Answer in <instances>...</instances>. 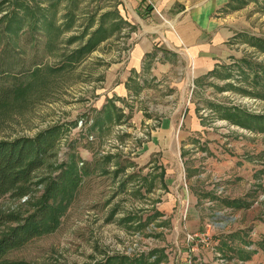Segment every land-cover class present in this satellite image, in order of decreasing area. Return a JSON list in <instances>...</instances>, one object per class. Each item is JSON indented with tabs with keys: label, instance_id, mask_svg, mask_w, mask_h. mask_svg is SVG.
<instances>
[{
	"label": "rangeland",
	"instance_id": "obj_1",
	"mask_svg": "<svg viewBox=\"0 0 264 264\" xmlns=\"http://www.w3.org/2000/svg\"><path fill=\"white\" fill-rule=\"evenodd\" d=\"M25 1L43 7L56 2ZM203 1L208 0H177L174 8ZM211 1L216 27L226 33L221 48L227 56L201 73L181 52L179 57L168 56L160 41L143 57L141 72L132 74L126 96L113 94L117 79L111 78L127 70L132 36L146 37L153 30L161 35L173 26L174 17L165 11L150 8L154 14L146 23H120L117 31H113L115 10L126 18L139 10L126 7L127 0H61L47 13L59 31L44 27L34 32L27 19L13 34L5 28L6 19L0 20V68L24 80L22 72L29 74L35 63L42 66L34 78L28 76L19 97L0 107V140L33 137L54 125L66 127L57 158L33 175L36 196L63 162L75 159L90 171L57 230L9 253L7 262L105 264L111 256L126 254L135 262L143 257L145 263L159 260L157 264H264V188L246 201L244 195L234 200L247 203L241 208L229 207L220 197L226 180L243 182L245 174L251 181L255 166H264V80L255 79V72L264 75V0ZM20 3L0 0V19L21 10ZM141 4L147 13L150 0ZM106 14L107 39L70 62ZM15 78L0 77V84H11ZM109 104L118 113L98 128L94 121ZM119 112L121 121L116 119ZM172 114L178 117L171 123L175 131L167 132L166 149L157 151L156 132L165 128L162 118ZM246 115L258 119L248 121ZM176 131L190 133L178 137ZM110 154L116 155L108 159ZM221 162L233 166L225 171ZM222 165L223 174H218ZM261 178L256 184L264 187ZM213 183L221 184L217 195L202 192ZM182 188L190 197L193 189L199 190V208L205 214L201 231L186 226L188 196L184 201L174 197ZM25 200L12 193L1 195L0 210L32 211ZM167 202L174 212L166 211ZM155 211L160 216L150 221ZM208 225L213 229L202 235ZM191 233L199 235L190 239ZM153 251L157 257L150 258Z\"/></svg>",
	"mask_w": 264,
	"mask_h": 264
},
{
	"label": "trees",
	"instance_id": "obj_2",
	"mask_svg": "<svg viewBox=\"0 0 264 264\" xmlns=\"http://www.w3.org/2000/svg\"><path fill=\"white\" fill-rule=\"evenodd\" d=\"M60 1L56 0L48 7H43L37 3L34 5L28 1L21 0L19 4L20 12L14 11L11 14L8 12L0 20L6 19L5 28L13 34H18L23 29L27 19H30L29 27L34 32L41 31L44 27L50 32L59 31L55 20L49 17L47 13L50 6H54ZM114 13L116 17L113 23V31H117L121 29L122 25L120 23H125V21L118 10H115ZM105 16L107 14L103 15L100 26L90 35L89 40L76 51L77 53L72 58L69 57L70 62L79 61L81 56L83 57L93 52L102 41L107 39L108 30L104 27L106 24ZM88 29L89 27L87 31ZM8 39L10 40V38ZM257 45L262 46V41L258 40ZM41 71L42 66L39 63H35L29 74L24 71L21 75H26L27 78L31 75L34 78ZM255 73L257 82L264 80V75L258 72ZM6 75L17 76V78L14 80L16 83L0 84V107L19 97L22 93L21 87L28 82L27 78L22 80V78H19L18 75L11 71L0 68V77H5ZM117 110L113 104L106 106L101 117L94 121L95 125H98V128H102L105 124V119L111 122L114 113H118ZM246 117L249 118L247 119L248 121L258 119L254 115H246ZM116 119L121 121L122 113ZM65 128L62 125H54L33 137L0 140V196L12 193L17 197L26 198V204L33 207L32 211H27L26 213H4L0 210V230L3 228L7 229L0 232V262L2 264H17L15 262H7L6 258L9 253L23 247L35 238L57 230L61 217L75 197V192L82 185L84 177L90 172L87 168L80 166V162L75 159L71 162H63L57 169L58 173L54 174L45 183L42 194L38 196L34 194L32 190L33 175L47 162L57 158ZM114 155L116 154L109 156L108 159L110 157L114 158ZM225 202L229 207L233 208H241L247 204L239 200L226 199ZM158 216L160 214L155 211L150 215V221ZM154 254L155 251L152 252L150 258ZM154 256L157 257L156 255ZM145 261L143 257L136 258L135 262V259L131 258V256L117 254L109 257L105 264H138V262L139 264H157L159 260L147 263Z\"/></svg>",
	"mask_w": 264,
	"mask_h": 264
},
{
	"label": "crops",
	"instance_id": "obj_3",
	"mask_svg": "<svg viewBox=\"0 0 264 264\" xmlns=\"http://www.w3.org/2000/svg\"><path fill=\"white\" fill-rule=\"evenodd\" d=\"M127 1L130 4L128 5L127 2H125L126 7L139 8L136 16L132 18L131 15L129 16V18H126V15L122 16L123 19L125 18L124 19L125 23H131V26L138 23L139 25H142L141 22L146 23L145 19H150V17H152V15L154 14V11L150 12V8H152L151 10L158 8L165 11L167 16L174 17L175 21L173 26L170 29L169 28L165 29V31L162 32L161 35H159L157 32H155V30H153V31H147L148 32L147 34L150 35L146 37H141V38L140 37L136 38L135 36H132L131 38L129 37L130 40L134 41L133 47L130 50V55H129L130 60L128 63L127 70L124 72L123 76L122 74L120 75L114 74L112 76L111 81H116L117 79V81L113 86V94L116 93L119 96L120 95L126 96L128 94L129 88H127V83L129 84L130 80L132 79L133 77L132 74L133 73L139 74L141 72V70L143 69L141 65L143 57L153 52L155 47L160 46V41L162 42L164 41V45L166 49L169 51L168 56L179 57L178 55L181 52L183 57L186 58V60L189 61L193 59L195 63V67L201 73H204L205 71H209L211 68H213V65L218 59L227 56L226 50L225 49L222 50L221 48L222 42L225 40L226 33L225 32L222 33V31H218L217 29L218 27H216L215 18L212 17L213 2L211 0H208L209 2L203 1L199 4L192 6L187 5L185 7V5H182L178 9L174 8V5L177 2V0H150L151 6L149 5L150 7L148 8L149 11L148 10L146 11L147 13H144L143 12L144 10L141 11V7H139V5L142 6L144 5L141 4L143 0H127ZM169 13H172L171 16L168 15ZM127 19L129 21H127ZM219 24H221L220 21L218 22L217 26H219ZM151 29H153V27H151ZM178 67L179 66H177L176 68L178 69ZM174 117H175L174 114H172L162 118L164 122L163 125L165 126V128H161L159 132H156L157 133L156 141L158 142V144H155L154 146H156L157 151H160L162 147L163 149H166L167 145L165 146L164 139L169 136L167 132L175 131V128L171 129L172 127L171 123L174 121V119L177 121L178 117L175 118ZM187 133L190 132L176 131L178 137ZM218 137L221 138L220 135ZM220 142L222 141L220 140ZM220 164L226 165L225 171L227 169V166H233V164L227 165L225 162H221ZM223 166L224 165L221 166L222 167L221 169H218V171H216L218 174H223L221 173L223 171ZM261 167L262 168H260V166L257 165L255 166L254 170L250 168V170L254 171L253 173L254 179L251 181H248L249 177H245V174L243 175L244 178H241L243 182H236V183L233 182V181H238V179H233L232 181L226 180L227 182H225L226 189H225L224 197L223 196L220 197H222L223 199L236 200L240 196L242 197L243 195L244 196L246 195L245 197L244 196L242 197V199L246 201L248 200V198H251L254 195H256L257 189L264 188L262 187V184L260 183L256 184L258 181L262 180L261 177H264V166ZM189 169L190 168H188V170ZM240 175L241 174H239L238 177ZM167 180L168 179H165L164 182H166ZM177 180H179V178H177ZM220 185L221 184L213 183L210 186H208L209 189L206 188L207 190H202V192L211 193L212 196L217 195L218 194L217 188H220ZM214 187L216 189H214ZM228 187L231 188L229 189ZM232 187H234L236 192L234 189H232ZM253 187L254 188L256 187V189L254 190ZM168 195L171 196V198L173 197L172 193L170 192L168 193ZM198 195L201 196L199 190L196 191V189L192 190L191 197L188 196L186 190L183 188L181 189V193H179L178 191L174 193V197L177 198L181 196V198L183 197V201L185 197L188 196L186 202H188V204L190 203V206H188L184 211L186 215L188 214V217L185 220V222L189 231L202 229L201 228L202 216H204L205 214L199 208L200 207L199 202L201 199L198 197ZM171 198L169 197V199ZM163 204L165 205L166 211L170 212L172 210L171 212H174L175 209H170L171 205L168 204V202Z\"/></svg>",
	"mask_w": 264,
	"mask_h": 264
},
{
	"label": "built area",
	"instance_id": "obj_4",
	"mask_svg": "<svg viewBox=\"0 0 264 264\" xmlns=\"http://www.w3.org/2000/svg\"><path fill=\"white\" fill-rule=\"evenodd\" d=\"M212 229H213V226L212 225H208V228L206 229V232H203L202 235H206V234L208 235ZM198 233H193V234L191 233V234H188V236H189L190 239H192V238L198 237V235H199Z\"/></svg>",
	"mask_w": 264,
	"mask_h": 264
}]
</instances>
